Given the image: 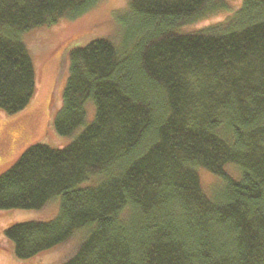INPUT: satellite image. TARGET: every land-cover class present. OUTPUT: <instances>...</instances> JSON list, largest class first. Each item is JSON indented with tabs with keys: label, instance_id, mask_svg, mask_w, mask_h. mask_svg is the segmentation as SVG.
I'll list each match as a JSON object with an SVG mask.
<instances>
[{
	"label": "trees",
	"instance_id": "16d2710c",
	"mask_svg": "<svg viewBox=\"0 0 264 264\" xmlns=\"http://www.w3.org/2000/svg\"><path fill=\"white\" fill-rule=\"evenodd\" d=\"M99 1L0 0V109L18 113L37 90L25 33ZM228 9L129 0L120 36L70 49L49 125L82 129L63 147L29 145L0 174V210L60 197L52 219L5 228L19 258L83 232L57 264H264V0L191 27ZM201 168L220 179L212 193Z\"/></svg>",
	"mask_w": 264,
	"mask_h": 264
},
{
	"label": "rangeland",
	"instance_id": "374dc122",
	"mask_svg": "<svg viewBox=\"0 0 264 264\" xmlns=\"http://www.w3.org/2000/svg\"><path fill=\"white\" fill-rule=\"evenodd\" d=\"M242 0H230V9L217 12L193 28H201L223 21ZM129 0H100L95 6L75 18L64 17L54 24L36 26L28 30L24 39L31 53L37 90L30 103L15 114L0 109V174L7 170L18 156L31 144L41 142L55 147L70 143L73 135H62L49 125L51 99L59 105L68 75L67 54L71 48L82 46L99 36H120L123 32L122 17L128 10ZM87 122L94 117V104L87 102ZM231 165V164H230ZM229 166V165H228ZM232 166V165H231ZM238 174L239 169H230ZM229 170V171H230ZM207 193H212L220 179L205 168L200 170ZM60 209V197L39 209L12 208L0 210V264H57L76 247L83 232L68 241L44 250L31 258H19L13 244L4 235L9 225L25 220H49Z\"/></svg>",
	"mask_w": 264,
	"mask_h": 264
}]
</instances>
